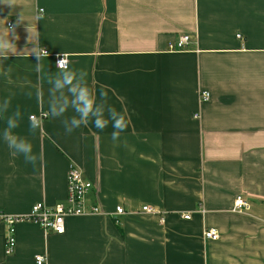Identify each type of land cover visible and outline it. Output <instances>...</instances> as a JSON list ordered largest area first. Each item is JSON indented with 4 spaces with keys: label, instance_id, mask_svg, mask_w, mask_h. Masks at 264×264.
<instances>
[{
    "label": "crops",
    "instance_id": "1",
    "mask_svg": "<svg viewBox=\"0 0 264 264\" xmlns=\"http://www.w3.org/2000/svg\"><path fill=\"white\" fill-rule=\"evenodd\" d=\"M7 27L17 54L0 60V102L11 100L0 133L19 106L15 132L44 161L33 168L0 136V214L65 203L70 166L102 213L66 217L63 234L20 221L7 255L1 222L0 264H264V0H13L0 2ZM37 46L49 53L39 72ZM63 53L126 116L117 141L111 123L66 134L50 116L47 77ZM45 112L30 134L29 117Z\"/></svg>",
    "mask_w": 264,
    "mask_h": 264
},
{
    "label": "clouds",
    "instance_id": "2",
    "mask_svg": "<svg viewBox=\"0 0 264 264\" xmlns=\"http://www.w3.org/2000/svg\"><path fill=\"white\" fill-rule=\"evenodd\" d=\"M11 5L13 0H0ZM19 22V21H18ZM8 31L0 29V60H6L9 54H17L16 45L10 39L14 28H8ZM29 32V29H28ZM30 34V32H29ZM19 39V37H14ZM30 43V35H29ZM35 53L39 63L37 71L41 70L40 61L48 57L49 53L45 48L34 47L30 50V55ZM70 62L65 53L62 58L56 62V71L49 74L47 83L50 85L48 93V111L52 118H60L61 124L66 134H71L81 126H86L90 122L95 128L103 131L111 123L113 131L111 139L115 142L127 128V118L114 106L108 103V93L102 86L97 96L95 90L88 84L87 71L83 69H74L69 66ZM30 95V94H29ZM11 100L5 97L0 102V115L9 112ZM71 109L72 115L66 113ZM23 114L20 107L17 106L10 115L6 116L5 127L0 133L4 143L7 145L13 156H21L26 164H31L33 168L42 165L44 158L42 153L34 152L31 141L23 136L16 134L15 129L20 126ZM41 124L32 116L29 117V133L35 135L40 129Z\"/></svg>",
    "mask_w": 264,
    "mask_h": 264
},
{
    "label": "built area",
    "instance_id": "3",
    "mask_svg": "<svg viewBox=\"0 0 264 264\" xmlns=\"http://www.w3.org/2000/svg\"><path fill=\"white\" fill-rule=\"evenodd\" d=\"M9 26L12 23H8ZM241 37V35H239ZM191 36L186 34L180 36L177 42H171L169 44V49L175 48L177 46L180 49L186 47V45L191 41ZM62 58V55H58L56 58V62L58 59ZM210 97V93L208 91H201L200 93V102L208 100ZM48 113H42L40 116L31 115L34 117L39 123L47 117ZM68 191H67V200L65 203H58L53 206L46 205L44 203H36L30 210L28 214H23L20 216H12L7 214H0V223L5 222L7 227V233L5 237V254H11L14 252L16 247V237H15V224L20 221H30L35 222L38 225L42 226L44 230L52 229L58 234H63L65 231L64 221L66 217L69 216H77V215H91V214H100L102 213V209L99 208L97 204L89 205L87 203V196L90 193L91 187L93 186L92 181H87L82 171L78 167L70 166V170L68 172ZM250 204L246 202V200L242 196H238L235 201V209L238 210H248ZM143 210L153 212V207H143ZM125 208L123 206H117L116 214L117 217L120 215L126 214ZM185 219H189V215L183 216ZM205 238L217 239L219 238L218 232L214 228H208L204 232ZM37 264H44L46 262V257L38 254L36 255Z\"/></svg>",
    "mask_w": 264,
    "mask_h": 264
}]
</instances>
